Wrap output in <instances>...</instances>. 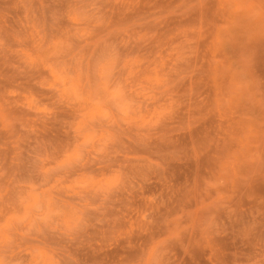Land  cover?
<instances>
[{
  "label": "rangeland",
  "instance_id": "374dc122",
  "mask_svg": "<svg viewBox=\"0 0 264 264\" xmlns=\"http://www.w3.org/2000/svg\"><path fill=\"white\" fill-rule=\"evenodd\" d=\"M0 264H264V0H0Z\"/></svg>",
  "mask_w": 264,
  "mask_h": 264
}]
</instances>
